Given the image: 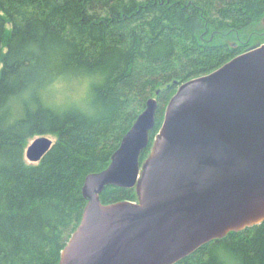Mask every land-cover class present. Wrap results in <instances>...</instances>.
I'll list each match as a JSON object with an SVG mask.
<instances>
[{"label": "trees", "instance_id": "16d2710c", "mask_svg": "<svg viewBox=\"0 0 264 264\" xmlns=\"http://www.w3.org/2000/svg\"><path fill=\"white\" fill-rule=\"evenodd\" d=\"M263 16L264 0H0V96L40 78L52 49L62 55L57 70L107 73L95 89L103 107L96 118L42 108L12 126L0 118V264H58L86 205L85 177L109 165L147 100L156 98L157 111L142 161L177 86L253 39L264 42ZM41 135L53 136L52 146L27 162L28 141ZM99 198L109 204L137 195L108 185ZM215 240L227 241L244 264H264V221ZM212 241L175 264H204Z\"/></svg>", "mask_w": 264, "mask_h": 264}, {"label": "water", "instance_id": "95a60500", "mask_svg": "<svg viewBox=\"0 0 264 264\" xmlns=\"http://www.w3.org/2000/svg\"><path fill=\"white\" fill-rule=\"evenodd\" d=\"M156 111L148 99L109 165L85 177L86 205L58 264H175L264 221V43L180 83L142 161ZM53 142L34 137L25 159L38 162ZM108 185L137 200L102 204Z\"/></svg>", "mask_w": 264, "mask_h": 264}, {"label": "clouds", "instance_id": "9594fccd", "mask_svg": "<svg viewBox=\"0 0 264 264\" xmlns=\"http://www.w3.org/2000/svg\"><path fill=\"white\" fill-rule=\"evenodd\" d=\"M38 50V45H31ZM44 73L38 79L26 80L6 96H0V118L12 126L25 119L28 112L45 109L58 116L76 112L96 118L103 111L97 103L95 89L104 83L107 73L101 69L69 67L57 70L62 60L59 49H52ZM12 81L15 77L11 78ZM204 264H244L243 256L225 240L207 245Z\"/></svg>", "mask_w": 264, "mask_h": 264}, {"label": "rangeland", "instance_id": "374dc122", "mask_svg": "<svg viewBox=\"0 0 264 264\" xmlns=\"http://www.w3.org/2000/svg\"><path fill=\"white\" fill-rule=\"evenodd\" d=\"M258 27L262 28L261 30H264V16L261 18V20L259 21V24L257 25ZM252 42V41H251ZM261 43H264L262 42V40L259 39V37H257L256 39H253V42L251 43V45L248 47L251 48V47H255V46H258L259 44ZM52 140H54L55 138L51 135H48ZM33 139V138H32ZM30 139L28 141V144L30 143V141L32 140ZM27 162H29L28 160H26Z\"/></svg>", "mask_w": 264, "mask_h": 264}]
</instances>
